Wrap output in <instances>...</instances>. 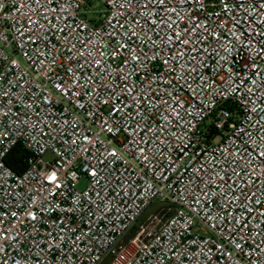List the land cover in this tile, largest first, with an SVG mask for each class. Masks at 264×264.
Masks as SVG:
<instances>
[{"label":"built area","instance_id":"1","mask_svg":"<svg viewBox=\"0 0 264 264\" xmlns=\"http://www.w3.org/2000/svg\"><path fill=\"white\" fill-rule=\"evenodd\" d=\"M91 1L0 0V264H264V0Z\"/></svg>","mask_w":264,"mask_h":264},{"label":"rangeland","instance_id":"2","mask_svg":"<svg viewBox=\"0 0 264 264\" xmlns=\"http://www.w3.org/2000/svg\"><path fill=\"white\" fill-rule=\"evenodd\" d=\"M107 8L104 3L100 2L99 0H92L91 2L87 3L83 9L82 13L86 16L87 19L91 20L92 22L99 21L102 14L106 12ZM87 180L81 179L78 183V188L82 189L86 186ZM162 205L160 200L154 201L151 206L147 208L143 216L140 218L139 223L145 222L146 218L154 214Z\"/></svg>","mask_w":264,"mask_h":264},{"label":"trees","instance_id":"3","mask_svg":"<svg viewBox=\"0 0 264 264\" xmlns=\"http://www.w3.org/2000/svg\"><path fill=\"white\" fill-rule=\"evenodd\" d=\"M7 164L16 172L23 171L21 157L18 155V149H14L7 158Z\"/></svg>","mask_w":264,"mask_h":264}]
</instances>
